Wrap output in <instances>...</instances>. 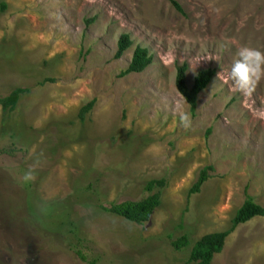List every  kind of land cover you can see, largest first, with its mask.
<instances>
[{
  "label": "rangeland",
  "instance_id": "rangeland-1",
  "mask_svg": "<svg viewBox=\"0 0 264 264\" xmlns=\"http://www.w3.org/2000/svg\"><path fill=\"white\" fill-rule=\"evenodd\" d=\"M175 1L183 14L167 0H0V97L27 89L0 107V264H193L194 243L248 196L264 208V77L250 94L228 77L240 47L264 52V0ZM137 46L150 65L120 76ZM184 63L187 86L215 72L194 114L175 87ZM153 193L141 225L99 208ZM211 264H264V217L238 224Z\"/></svg>",
  "mask_w": 264,
  "mask_h": 264
},
{
  "label": "trees",
  "instance_id": "trees-1",
  "mask_svg": "<svg viewBox=\"0 0 264 264\" xmlns=\"http://www.w3.org/2000/svg\"><path fill=\"white\" fill-rule=\"evenodd\" d=\"M167 1L178 13L183 14V10L178 2L175 0ZM4 8L5 5L1 3V9L3 10ZM130 45L131 41L129 39V35L122 34L117 42V51L114 55L115 58L121 57ZM151 61L152 56L149 54L148 50L144 47L137 46L132 54L128 66L126 69L122 70L119 75L124 76L129 73L142 72L148 65H150ZM186 70L187 65L185 63L177 67L175 87L177 92L188 104L190 113L194 114L197 105V97L205 89L215 72L210 68L200 70L195 75L191 86H187L185 81ZM43 82H53V79L45 78ZM26 91V88L17 87L8 95L0 97L1 109L9 112L14 110L20 96ZM93 102L94 101H90L81 108L80 118H83V115L91 109ZM208 132L209 130L207 133ZM207 169H210V167H206L200 171L196 182L188 190V194L197 193L199 191L200 186L207 179ZM162 185H164L162 180H151L147 183L146 189L147 191H151L154 187H161ZM158 205L159 196L157 193H153L138 201L111 203L108 207L99 206V208L103 212L119 216L127 221L141 225L149 220L152 212ZM254 216L264 217V208L256 204L248 196L242 205L237 209L235 215L231 219V225L228 229L205 234L194 243L188 258V263L211 264L214 254L219 253L222 250L226 236L232 232L238 224L245 223ZM187 244L188 239L186 236H181L176 240L171 241V246L176 250L186 246ZM76 254L79 255L81 259H85L79 251H76Z\"/></svg>",
  "mask_w": 264,
  "mask_h": 264
},
{
  "label": "clouds",
  "instance_id": "clouds-1",
  "mask_svg": "<svg viewBox=\"0 0 264 264\" xmlns=\"http://www.w3.org/2000/svg\"><path fill=\"white\" fill-rule=\"evenodd\" d=\"M228 77L233 81L236 88L250 94L255 84L264 77V52L257 48L242 46L236 53ZM181 126L187 128L190 126L191 118L188 113L180 115ZM31 173L25 174V179H31Z\"/></svg>",
  "mask_w": 264,
  "mask_h": 264
}]
</instances>
